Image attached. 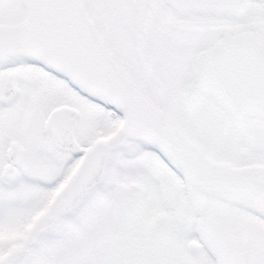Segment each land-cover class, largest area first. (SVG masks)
Instances as JSON below:
<instances>
[{"label":"snow or ice","instance_id":"6c2138e0","mask_svg":"<svg viewBox=\"0 0 264 264\" xmlns=\"http://www.w3.org/2000/svg\"><path fill=\"white\" fill-rule=\"evenodd\" d=\"M0 264H264V0H0Z\"/></svg>","mask_w":264,"mask_h":264}]
</instances>
